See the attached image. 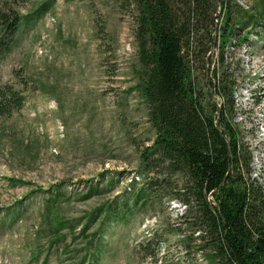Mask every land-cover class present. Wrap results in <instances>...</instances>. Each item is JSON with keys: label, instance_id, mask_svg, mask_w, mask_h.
<instances>
[{"label": "rangeland", "instance_id": "obj_1", "mask_svg": "<svg viewBox=\"0 0 264 264\" xmlns=\"http://www.w3.org/2000/svg\"><path fill=\"white\" fill-rule=\"evenodd\" d=\"M12 2L22 15L49 9L25 20L0 58V92L24 97L0 115V264H151L140 247L156 233L171 240L158 264H206L174 245L188 234L182 203L160 196L142 209L123 205L144 180L140 155L155 140L140 90L135 0ZM240 3L256 10L261 0ZM228 62L240 76L236 122L252 176L264 181V37L230 47ZM95 186L104 193L83 199Z\"/></svg>", "mask_w": 264, "mask_h": 264}, {"label": "trees", "instance_id": "obj_2", "mask_svg": "<svg viewBox=\"0 0 264 264\" xmlns=\"http://www.w3.org/2000/svg\"><path fill=\"white\" fill-rule=\"evenodd\" d=\"M12 1L0 0V58L15 48L24 21L49 9L46 2L22 15ZM240 1L135 0L140 90L155 140L140 155L144 180L123 205L142 209L160 196L182 203L188 234L174 245L206 264H264V181L252 176V152L236 122L240 76L228 62L230 47L264 37V0L256 10ZM23 99L12 87L0 92V115ZM103 193L91 187L83 199ZM170 241L152 234L142 259L158 264L159 246Z\"/></svg>", "mask_w": 264, "mask_h": 264}]
</instances>
